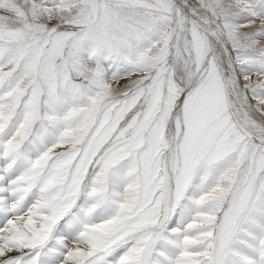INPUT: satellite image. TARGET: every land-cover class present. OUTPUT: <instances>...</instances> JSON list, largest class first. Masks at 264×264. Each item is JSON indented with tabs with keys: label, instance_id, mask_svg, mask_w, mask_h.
<instances>
[{
	"label": "snow or ice",
	"instance_id": "obj_1",
	"mask_svg": "<svg viewBox=\"0 0 264 264\" xmlns=\"http://www.w3.org/2000/svg\"><path fill=\"white\" fill-rule=\"evenodd\" d=\"M0 264H264V0H0Z\"/></svg>",
	"mask_w": 264,
	"mask_h": 264
}]
</instances>
